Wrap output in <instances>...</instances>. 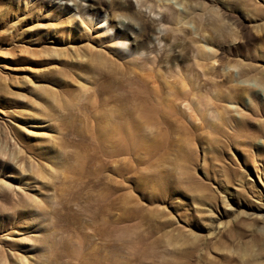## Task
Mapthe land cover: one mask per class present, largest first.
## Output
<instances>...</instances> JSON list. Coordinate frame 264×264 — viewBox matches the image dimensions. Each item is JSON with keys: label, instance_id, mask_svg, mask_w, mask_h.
Segmentation results:
<instances>
[{"label": "rangeland", "instance_id": "rangeland-1", "mask_svg": "<svg viewBox=\"0 0 264 264\" xmlns=\"http://www.w3.org/2000/svg\"><path fill=\"white\" fill-rule=\"evenodd\" d=\"M159 1L116 11L155 21L133 52L72 0H0V264H264V0ZM110 45L141 58L120 88Z\"/></svg>", "mask_w": 264, "mask_h": 264}, {"label": "bare ground", "instance_id": "bare-ground-1", "mask_svg": "<svg viewBox=\"0 0 264 264\" xmlns=\"http://www.w3.org/2000/svg\"><path fill=\"white\" fill-rule=\"evenodd\" d=\"M73 4H74V8H77V10L82 14V13H88V14H92V15H99L100 13H104V15H108L109 16V20H111L110 26L113 28H116L115 34L113 37H111V35H106V33L104 34L99 33L100 29H97L94 27L92 21L85 22V24H83V27L78 30L79 31V35L80 37L83 38H89L92 39L93 41L97 42V44L100 45V43L102 42H108L112 39H124L127 40L129 42V48L134 52L136 50H140L141 47H146L147 45H149V42L152 40L154 33L152 32V30L154 31L155 28V21L153 19H151L150 17H144L143 14L138 17V21L134 22V16H132V14L129 16V18H124V19H120V24L122 26H124L125 28L122 30L120 27H118V24L116 22H114V20L112 21L116 11H121L124 10L128 5H130V0H86V4L81 3L80 0H72ZM142 5H145L147 3H152L153 2V6L155 7L156 5L162 6L161 1L159 0H140ZM68 8V5H67ZM140 10V9H139ZM172 11V10H171ZM169 12V11H168ZM139 14V13H138ZM180 14V13H179ZM175 14V16L172 15V19L173 21H169V22H173L175 23V25H177L178 23H180V17L181 14ZM116 16V15H115ZM190 16V15H189ZM171 17V16H170ZM184 19V18H182ZM182 21V20H181ZM83 22V21H82ZM183 22V21H182ZM203 24V23H202ZM155 25V26H154ZM173 25V26H175ZM179 25V24H178ZM222 25V24H221ZM180 26V25H179ZM72 27H74V30L72 29ZM94 29V31L96 32V34L94 35V37H92L90 35V31L91 29ZM77 26L73 25L71 26L69 29V31L71 32V30H73V33H76L77 31ZM150 29V30H149ZM177 29V28H176ZM182 29V28H181ZM223 29V28H222ZM129 30L133 31V34H131L129 32ZM182 31V30H181ZM98 33V34H97ZM218 33V32H217ZM97 35V36H96ZM158 36V35H155ZM167 35H162V38L166 39ZM175 37V36H174ZM157 38V37H155ZM159 38V37H158ZM157 38V39H158ZM216 39V38H215ZM175 40H178V37H175ZM180 40V39H179ZM210 40V39H209ZM181 41V40H180ZM200 42V41H199ZM174 43V42H173ZM222 43V42H221ZM175 44V43H174ZM178 44V43H177ZM176 44V45H177ZM180 44V43H179ZM203 45V44H202ZM111 46V45H110ZM193 46V45H192ZM204 46V45H203ZM113 47V46H111ZM207 47V46H206ZM86 52L84 55H81V58H83L84 56L86 57V62H84L85 64H90V63H102L106 62L109 63L108 61V56L105 57L104 54L101 51H94L91 49V47H86ZM112 49V55L115 57V59H120L117 60L119 61L115 66L112 67H108L107 70L104 72L106 75V79L108 81V85L109 86H114V87H123V78H127V75L129 77V75L131 76L130 73L134 72V69L137 67H139L140 69V63H141V58L138 57H128L125 53H123V51L118 52V49L116 47L111 48ZM114 50V51H113ZM117 51V52H116ZM202 51V50H201ZM220 52V51H219ZM84 53V52H83ZM203 53V52H202ZM200 54V53H199ZM204 54V53H203ZM215 54V53H214ZM106 55V54H105ZM207 55V54H206ZM201 57V56H200ZM207 57V56H206ZM202 58V57H201ZM203 58L204 55H203ZM111 59V58H110ZM114 59V58H113ZM143 60V58H142ZM121 61V62H120ZM147 61V60H145ZM202 61H204L202 59ZM111 62V61H110ZM82 64V63H81ZM139 64V65H137ZM100 65V64H99ZM87 66V65H86ZM93 66V65H92ZM92 66H88V67H92ZM110 66V65H109ZM131 66V67H130ZM212 66V64H211ZM83 67V66H82ZM97 67V66H96ZM214 67V66H213ZM87 69V67H85ZM206 68V67H205ZM136 70V69H135ZM137 71V70H136ZM213 72V71H212ZM204 73V72H203ZM212 74V73H211ZM133 75V74H132ZM227 75V74H226ZM260 76V75H259ZM132 77H130L131 79ZM149 78V77H148ZM183 78V77H182ZM145 79V78H144ZM127 80V79H126ZM125 80V82H126ZM133 83V81H132ZM261 83V82H260ZM126 84V83H125ZM133 85V84H132ZM150 85V84H149ZM128 86H130L128 84ZM250 86V85H249ZM113 87V88H114ZM139 87V86H138ZM254 87V86H253ZM125 88V87H124ZM127 88V86H126ZM144 89V88H143ZM150 92V91H149ZM139 93V91H138ZM151 93V92H150ZM146 95V94H145ZM166 95V94H165ZM141 97V95H139ZM138 96V97H139ZM127 97V96H126ZM134 97V96H133ZM151 97V96H150ZM149 97V98H150ZM128 98V97H127ZM143 100V99H142ZM166 100V99H165ZM145 102V104H147L149 102L148 98H144L143 100ZM252 104V103H251ZM214 107V106H213ZM145 108V106H144ZM143 109V108H142ZM149 109L154 110L155 108L153 106L149 107ZM144 114V112H143ZM150 116V115H148ZM227 116V115H226ZM234 117V116H233ZM154 118V117H153ZM156 118V117H155ZM236 118V117H235ZM234 120V119H233ZM139 121V119H138ZM151 122V121H150ZM160 127V126H159ZM126 133V132H125ZM136 135V133H135ZM133 138V136H132ZM48 249V248H47ZM26 264V263H25Z\"/></svg>", "mask_w": 264, "mask_h": 264}]
</instances>
